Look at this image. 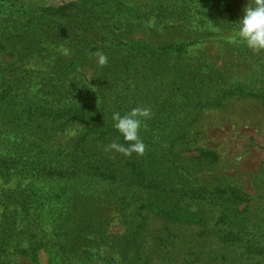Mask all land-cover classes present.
Instances as JSON below:
<instances>
[{"label":"rangeland","instance_id":"374dc122","mask_svg":"<svg viewBox=\"0 0 264 264\" xmlns=\"http://www.w3.org/2000/svg\"><path fill=\"white\" fill-rule=\"evenodd\" d=\"M247 2L0 0V264H264ZM138 105L145 154L106 152Z\"/></svg>","mask_w":264,"mask_h":264},{"label":"clouds","instance_id":"9594fccd","mask_svg":"<svg viewBox=\"0 0 264 264\" xmlns=\"http://www.w3.org/2000/svg\"><path fill=\"white\" fill-rule=\"evenodd\" d=\"M243 11V17L237 21L238 27L226 37L227 42L236 45L243 44L255 53L264 52V0H248ZM94 56L99 66H107L108 57L103 52L97 51ZM151 118V108L143 105L132 108L124 115L114 112L112 114L114 127L125 143L113 141L105 147V151H115L125 156H132L133 153L143 156L147 146L140 136V130L143 123ZM68 135L74 137L76 131L70 130Z\"/></svg>","mask_w":264,"mask_h":264}]
</instances>
